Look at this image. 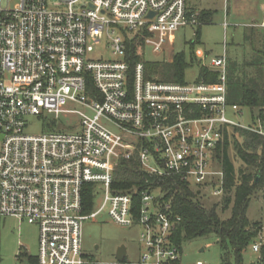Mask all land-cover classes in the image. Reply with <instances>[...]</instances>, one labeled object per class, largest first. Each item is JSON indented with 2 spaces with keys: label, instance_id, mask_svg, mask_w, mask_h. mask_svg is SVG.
Returning <instances> with one entry per match:
<instances>
[{
  "label": "built area",
  "instance_id": "built-area-1",
  "mask_svg": "<svg viewBox=\"0 0 264 264\" xmlns=\"http://www.w3.org/2000/svg\"><path fill=\"white\" fill-rule=\"evenodd\" d=\"M0 0V217L38 229V264H85L81 226L105 213L120 227L137 223L140 264H179L172 241L180 222L157 186L175 178L210 196L223 193L219 166L210 171L224 127L264 137V115L248 126L227 118L225 53L211 58L213 83L146 80L144 65L130 69L126 41L143 39L161 53L175 32L198 25L186 0ZM150 15H152L150 17ZM118 28L129 39L115 35ZM120 60L87 59L103 37ZM69 107H72L69 109ZM78 119L77 132L25 133V118ZM108 125L112 127L109 128ZM136 157L146 189L118 193L113 174ZM86 187L97 210L84 215ZM264 264V235L250 242ZM197 264H201L198 262Z\"/></svg>",
  "mask_w": 264,
  "mask_h": 264
},
{
  "label": "rangeland",
  "instance_id": "rangeland-1",
  "mask_svg": "<svg viewBox=\"0 0 264 264\" xmlns=\"http://www.w3.org/2000/svg\"><path fill=\"white\" fill-rule=\"evenodd\" d=\"M261 1L264 2V0H186V9L189 13L197 15L210 13V21L203 23L197 19V26L181 28L174 33L172 43H168L161 53H153L150 47L144 46L143 54H141L142 60L149 64H160L170 62L175 55L183 54L185 62L189 64L183 74L184 84H191L197 80L200 64L208 65L211 58L222 56L224 45H227V58L242 66L250 61L252 55L251 45L244 41V36L254 26L253 23H259L263 18V12L258 8ZM55 2L57 0H47V7L58 9L53 5ZM253 17L259 20L256 21L257 18ZM197 28H199L198 35H196ZM112 29L115 30V35L125 40L130 38L129 35L125 36L120 29L114 27ZM109 43L110 40L104 35L103 39L93 47V51L87 55V59L93 61L120 60L112 56L108 48ZM227 105L232 104L227 101ZM239 110H241L242 117L233 114L228 109L227 118L240 125H250V111L244 108ZM77 122L78 119L70 116H61L57 120L44 114L40 117L28 116L25 118V133L39 135L53 132V130L67 133L77 132V129H73ZM108 127L112 126L108 125ZM234 151V147H231L229 156L234 165L238 167L239 162L234 156ZM209 170L216 171V165H211ZM200 190L202 193H199L198 198L204 204L207 202L210 206L213 205L212 202L219 201V198L210 196L208 189L200 188ZM101 200L100 190L92 210L83 214L89 215L95 212ZM228 216L229 212L220 214L223 219ZM246 217L250 222L258 223L264 235V192L262 190L251 196ZM140 233L141 227L137 223L129 227H120L111 222L105 213H101L94 219L84 220L81 226V248L85 264H140V256L143 252L139 243ZM120 246H124L127 250L123 261L116 260V251ZM179 250L180 264H197L198 262L221 264L222 259L225 258L228 263L235 264V258L229 248L221 249L215 235L181 242ZM37 255V227L14 218L0 217V264H27L28 257L36 258ZM255 262L256 256L248 246L242 253L241 264Z\"/></svg>",
  "mask_w": 264,
  "mask_h": 264
},
{
  "label": "trees",
  "instance_id": "trees-1",
  "mask_svg": "<svg viewBox=\"0 0 264 264\" xmlns=\"http://www.w3.org/2000/svg\"><path fill=\"white\" fill-rule=\"evenodd\" d=\"M197 19L207 23L210 21V13H199ZM126 47L125 61L130 69L136 63L142 62L146 80L184 84L183 74L189 64L185 62L183 54L175 55L170 62L149 64L142 60L144 48L142 38L136 36L127 40ZM202 79L213 83L216 75L200 64L197 81ZM227 101L239 108L248 109L254 118L263 117L264 29L259 49L255 48L249 62L242 66L228 62ZM231 147H234L238 167L229 156ZM214 162L223 174V193L219 201L212 202L213 205L210 206L205 201L207 206L198 198L199 193H202L200 188L190 187L175 178H167L157 186L156 192L162 195L158 201L169 204L172 214L180 218L172 236L174 244L179 247L181 242L215 235L219 247L224 250L229 248L235 258V264H241L242 253L261 231L258 223L247 219L246 211L251 196L260 190L264 192V137L240 128L224 127L221 144L215 150ZM111 188L118 193L135 191L136 203L139 202V194L146 186L135 156L118 163ZM93 200L91 191L86 187L83 193L84 212L92 210ZM226 212H229L228 218H221L220 214ZM27 264H38L37 258L28 257ZM221 264L230 263L225 258Z\"/></svg>",
  "mask_w": 264,
  "mask_h": 264
},
{
  "label": "crops",
  "instance_id": "crops-1",
  "mask_svg": "<svg viewBox=\"0 0 264 264\" xmlns=\"http://www.w3.org/2000/svg\"><path fill=\"white\" fill-rule=\"evenodd\" d=\"M258 8H259L260 11L262 10V12H263V18L261 19V21L259 23H253L254 26H252L250 28V30L248 31V33L245 34V36H244V41H247L251 45V48H252L251 58L254 55L255 48H257V47L260 46V43H261V33H262L263 29H264V2L261 1L259 3ZM253 18L256 19L257 17H253ZM258 20H259V18L256 19V21H258ZM226 48H227V45H224V47H223V54L225 53V55H226ZM226 60H227V64H228V62H235L234 60L232 61V60L228 59L227 58V55H226ZM203 66L207 67L209 69V71H211L212 73H215L211 68L208 67V65H203ZM239 109H241V108H239ZM249 116H250V119H251V123L254 122V117L255 116L251 112H249ZM126 255H127V250H126ZM126 255H125V257H126ZM125 257H124V259H125ZM179 264H180V262H179Z\"/></svg>",
  "mask_w": 264,
  "mask_h": 264
},
{
  "label": "water",
  "instance_id": "water-1",
  "mask_svg": "<svg viewBox=\"0 0 264 264\" xmlns=\"http://www.w3.org/2000/svg\"><path fill=\"white\" fill-rule=\"evenodd\" d=\"M152 15H150L151 17ZM126 255V249L124 246H120L118 247L117 251H116V260L117 261H122L124 259Z\"/></svg>",
  "mask_w": 264,
  "mask_h": 264
}]
</instances>
